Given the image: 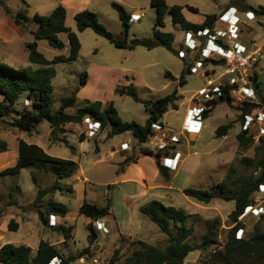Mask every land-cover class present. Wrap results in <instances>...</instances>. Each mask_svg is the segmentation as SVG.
<instances>
[{
	"label": "rangeland",
	"instance_id": "374dc122",
	"mask_svg": "<svg viewBox=\"0 0 264 264\" xmlns=\"http://www.w3.org/2000/svg\"><path fill=\"white\" fill-rule=\"evenodd\" d=\"M1 2L5 6L0 5V62L18 69L29 66L35 68L28 60V44L35 40L32 32L37 28L35 15H49L59 6L67 9V26L77 32L82 49L77 61L53 65L54 91L50 107L52 113L60 109L64 98L71 97L80 87V80L85 71L89 74V81L86 86L80 88L75 105L67 110L70 114H75L90 103L102 101L105 106L113 104L123 121L145 124L149 117L145 106L130 96L115 93L116 88L130 85L135 87L144 100L165 97L178 88L180 100L179 109H170L161 120L164 131H157L146 144H140L130 133L108 138L109 127L94 132L92 131L94 120L66 125L67 133L56 134L48 122H43L30 134L11 126L12 117L0 118V141L5 142L8 147V151L0 152V171L17 164L20 140L41 146L53 157L77 163L74 177L59 180L62 189L46 195L37 203L38 187L33 176L37 177L43 189L52 187L58 179L56 175L44 169L41 163L23 169L17 176H0V236H2L0 245L28 244L35 248L41 240L53 243L63 241L57 246L65 256L79 254L86 249L91 251L89 255L72 264H104L116 251H119L120 262H123L141 247L140 241L161 249L169 245L168 237L141 212L142 206L152 200H158L165 205L183 208L192 215L188 220V225L195 228L193 236L189 239L191 244L202 241L208 221L221 219L218 246H213L207 251L192 252L185 261V264H207L210 252L221 248L227 241L228 230L233 225L229 215L234 209V202L214 200L209 204H202L187 197L184 189L207 188L220 182H226L230 188H237L245 180L258 176L254 167L244 163L243 159L258 158L255 147L259 144V138L264 136L262 134L264 118L257 121L251 129L255 135V143L252 146L240 147L237 135L244 128L246 114L250 113L246 112V104L249 102L261 104L259 99H255L254 93L248 96V91L243 89L248 87L253 91L249 79L251 69L259 74L260 91L264 97V21L262 22L264 17L253 13L248 15L249 11L244 10L239 4H232L231 0H167L169 5L183 7L189 5L198 8L199 14L192 15L187 8L183 11L194 22H201L204 15L217 14L219 20L215 26V34L217 32L230 34V27L224 17L230 6L238 7L240 12L236 7L231 8L236 10L235 13L241 14L238 15L240 19L238 42L244 46L245 51L243 55L236 56L247 60L242 70L231 75L229 73L231 64L228 66V60L220 64L224 58L215 53L210 56V61L205 67H200L199 73L186 74L187 84L181 88L179 79L186 65L188 63L196 65L202 61L201 59H209L204 55L205 52L200 55L196 51L191 53L186 50L184 39L189 32H185L180 25H175L170 15L165 17L164 30L175 34L174 48L186 60L164 47H156L153 50L143 46L119 49L92 29L84 32L77 30L76 14L90 10L97 13L100 22L119 39H126L129 43L136 38L154 39L153 28L157 13L151 5V0H1ZM113 2L121 4L131 14L128 35L124 31L119 13L112 7ZM247 5L257 10L264 7V0H247ZM133 15L140 16V19L133 20L135 18ZM59 37L66 44L63 49H55L47 41L39 42V50L46 58L52 60L58 55L70 54L67 33H61ZM213 56L214 58H211ZM231 60L236 61L234 58ZM168 71L177 78V81L166 78L165 74ZM207 79H214L215 84L221 88L231 81H235L239 87L232 91V101L221 102L208 119L203 120L202 113L195 121H191V117L188 118V109L194 106V98L196 102L204 100L202 91L207 88ZM220 95L216 94L215 99H219ZM26 97V94L20 97L15 108L17 111L23 112L24 107H29ZM258 109L253 112L264 114V108ZM185 123L188 131L183 129ZM222 125L233 127L227 136L218 138L215 131ZM59 131L60 128L57 132ZM54 138H67L70 146L54 141ZM161 139L168 143L165 149H158ZM123 142L129 143L128 149L122 148ZM134 149L136 152L132 156L131 151ZM141 149L152 150L155 153L164 151L161 161L164 165L170 166L177 163L169 162L170 159L177 152L182 153L178 170L170 169L172 174L170 182L160 174L157 159L143 156ZM253 198L263 199L264 192L258 191ZM109 200L112 203L111 216L93 221L81 213L84 202L104 207ZM52 201L65 204L69 208V215L59 219L56 226L49 227L41 222L37 207L46 206ZM259 218L260 215L250 212L240 219L246 226L243 237L254 234V226ZM13 219L20 224L18 231H10L8 228ZM100 221L105 223L108 232L98 229ZM90 223H93L96 238L91 236L92 232L87 228ZM116 223H119L124 237L116 235L118 234ZM61 224L73 228L72 238L66 240L63 233L56 230Z\"/></svg>",
	"mask_w": 264,
	"mask_h": 264
},
{
	"label": "trees",
	"instance_id": "16d2710c",
	"mask_svg": "<svg viewBox=\"0 0 264 264\" xmlns=\"http://www.w3.org/2000/svg\"><path fill=\"white\" fill-rule=\"evenodd\" d=\"M231 3L239 4L244 10L249 11L247 13L264 17V7H260L257 10L252 9L247 5V0H231ZM0 5H3L1 0ZM151 5L156 9L157 13V20L153 28L154 39L136 38L131 43L126 39H119L100 22L98 14L90 10H84L76 14L77 30L84 32L87 29H92L96 34L104 37L119 49H135L138 46H143L149 50H153L156 47H164L168 51L176 53L183 60L186 59L174 48L175 34L164 30L166 27L165 17L167 15L171 16L172 22L175 25H180L185 32L193 33L203 43H206L207 39L215 34V26L219 20L217 14L204 15V20L201 23H194L186 18L183 11L187 8L192 14H199V9L196 7L169 5L167 0H151ZM112 7L119 13L124 31L128 35L131 28V14L117 2H113ZM67 15V9L64 6H59L49 15H35L34 20L37 28L32 32L35 40L28 44V60L35 68L29 66L24 69H18L0 62V118L12 117L11 126L30 134L34 133L43 122L49 123L54 134L67 133L65 131L66 125L81 124L89 118L99 122L103 130L108 127L110 128L108 138H113L116 135L124 133H131L140 144H146L151 137L157 134L153 125L159 124L163 127L164 124L161 120L164 115L170 109H179L178 102L180 96L178 88H175L167 96L156 100L142 99L133 85L116 88L115 93L117 95L130 96L136 102L142 103L145 106V110L149 114L145 124L123 121L113 104L105 106L102 101L90 103L85 108L79 109L75 114H70L67 110L75 105L80 88L86 86L89 81V74L85 71L80 80V87L74 91L71 97L62 100L63 104L56 113L51 112L50 107L54 91L52 84L53 65L77 61L82 49V43L77 32L67 26ZM17 22L19 23L20 21L17 20ZM203 32L207 33L203 35ZM61 33H67L68 35L70 54L58 55L50 60L40 52L39 42L47 41L51 47L63 49L66 44L59 37ZM224 46L228 48L227 45ZM209 61L210 59L202 61L203 67ZM224 63H226V59L220 61V64ZM194 66V63L186 65L179 79V87L182 88L187 84L186 74H193L191 70ZM208 73L210 74L209 71ZM165 76L170 80L177 81V78L169 71L166 72ZM249 79L254 94L261 101V104L254 102L247 103L246 112H252L261 107L264 108V97L260 91L258 72L251 69ZM238 87V84L227 83L219 99L207 102V109L202 115L203 120L208 119L221 102H231V93L237 90ZM25 94L30 105L29 107H24L23 112H19L15 108L20 97ZM57 127L60 128L59 132L56 130ZM232 127L230 125H222L216 129L215 135L218 138L225 137L229 134ZM237 139L240 147L243 148L250 147L255 143L254 133L247 130H242L237 135ZM84 140L82 139V141ZM54 141L63 142L70 146L67 138H54ZM71 148L74 150L73 147ZM6 151H8L7 144L0 141V152ZM255 152L258 157L257 159L245 157L243 162L254 167L256 172H258V176L245 180L239 187L230 188L226 182H220L207 188L188 187L184 189V194L187 197L202 204H209L214 200L235 203V208L229 215L233 225L228 230L227 241L221 248H216L210 252L207 264H264V214L260 216L257 224L254 226L253 235L237 238L238 231L246 228L245 224L239 220V217L245 212L247 207L254 206L255 200L253 197L259 191L260 186L264 185V136L259 138V144L255 147ZM141 154L143 156L155 157L160 174L167 182L172 180L170 168L161 161L164 151L161 150L155 153L152 150L141 149ZM136 161L137 159H135ZM39 163L49 173L56 175L58 179L52 187L43 189L40 187L37 177L33 176L34 183L38 187L36 203L44 199L46 195L61 190L62 187L59 180L72 178L77 169L75 161L53 157L42 147L20 140L19 160L17 164L0 171V176H17L23 169L32 168ZM37 208L41 222L44 225H49V227H52L49 224L51 215L62 218L69 215V208L65 204L56 201H52L46 206L40 205ZM141 212L154 222L168 237L169 245L161 249L145 241H140L141 247L136 249L132 256L127 257L125 261L120 262L118 258L119 251H116L114 256L104 264H185L187 257L192 252L207 251L213 246H218V237L222 225L220 218L208 221L207 231L202 241L198 244H191L189 239L193 236L195 228L188 225V220L192 215L185 209L174 205H165L158 200H152L141 207ZM81 213L93 219V221L94 218L95 221L102 220L113 213L111 200L104 207L84 202L81 207ZM8 228L10 231H18L19 223L13 219L8 224ZM87 228L91 230V236L96 238L97 233L93 228V223H90ZM56 230L62 232L66 240L72 238V227H65L61 224L56 227ZM90 252V249H86L79 254L65 256L56 245L48 240H41L36 252L33 251L31 246L26 244L6 243L0 248V264H51L55 258L61 259L60 264H72L86 257Z\"/></svg>",
	"mask_w": 264,
	"mask_h": 264
},
{
	"label": "built area",
	"instance_id": "2783aa9c",
	"mask_svg": "<svg viewBox=\"0 0 264 264\" xmlns=\"http://www.w3.org/2000/svg\"><path fill=\"white\" fill-rule=\"evenodd\" d=\"M231 10H232V8L227 10L225 12V15H224V17L226 18V23L230 27L229 28L230 34L226 35V33L220 32L221 33L220 34L219 32H217V34H214L210 38H208L206 43H203L193 33L189 32V33H187V35L184 39V46H185L186 50L188 52H191V53H194L196 51V53H200V55H202V53L205 52L206 54H204V55H206V57L208 59H210V56L212 54L218 53L220 56H223L224 59L228 60V66H229V64H231L230 65L231 67L229 69V73L231 75H235V74H238L242 70V67L245 66L247 63V60L244 57H237L236 56V55H241L245 51V48L241 43L238 42V39L240 37L239 30H238V24L240 23V19L238 17H236V18L233 17L231 15ZM133 18H134L133 20H139L140 16L133 15ZM206 33L207 32H203V35ZM224 45H227L228 48H226ZM211 58H214V56ZM233 58L236 61L231 60ZM201 60L205 61L206 59L205 60L201 59ZM211 60H215V59H211ZM202 61H199L196 63V65L191 70L192 73L197 74L200 72V67H203ZM206 83H207V88L204 89V91H202V94L204 96V100L196 102V99L194 98V100H195L194 106L189 110L188 118L191 117V121H195V119L199 118L202 115V113L207 109V102L215 99L216 94H218V95L222 94V90L224 87L221 88L219 85H216L214 79H207ZM229 84H235V81H231ZM243 89L248 91V93H247L248 96H250L251 93H252V95L254 93V91H252V89H250L248 87H244ZM254 96H255V94H254ZM255 99H257L256 96H255ZM246 115H247V116H245L246 121H245L244 128H243L244 131L247 130V131L251 132L252 127L254 125H256L255 123L257 121L258 122L262 121L264 118V114H262V112L254 113L252 111ZM86 120L89 122L92 119L88 118ZM100 128H101V124L94 120V123L92 126V131L97 132L100 130ZM153 128L159 132L164 131V127L160 126L159 124L153 125ZM183 129L185 131L189 130V128L187 127V123L183 124ZM262 134L264 135V129L263 128H262ZM172 139L175 140V138H172ZM161 141L162 142L158 145V149H165L168 146V143L164 142L163 139H161ZM122 148L128 149L129 144L128 143L122 144ZM170 161H172L174 163L177 161V163L174 166L169 165V168L171 170L178 169V166L180 163V154L177 153L174 156V158L170 159ZM259 191L264 192V185L260 186ZM250 212L256 213L257 215L261 216L262 214H264V208L263 207H257V206H255V204H254V206H249L245 209V212L239 217V220L240 219L242 220ZM50 217H51L49 220L50 226H56L57 217L54 215H51ZM98 229L102 230L104 232H108V229L106 228L105 223L101 222V221L98 222ZM243 233H244V229H240L238 231L237 238H242ZM60 263H61V259L55 258L51 264H60Z\"/></svg>",
	"mask_w": 264,
	"mask_h": 264
},
{
	"label": "crops",
	"instance_id": "0c3cea01",
	"mask_svg": "<svg viewBox=\"0 0 264 264\" xmlns=\"http://www.w3.org/2000/svg\"><path fill=\"white\" fill-rule=\"evenodd\" d=\"M231 7H236V6H230L228 9H230ZM237 8V10H238V12H240V10L238 9V7H236ZM235 9H232V11H231V15L233 16V17H238V15L240 16L241 14L240 13H235ZM191 13V12H190ZM192 14V13H191ZM245 13H242V15H244ZM193 15V14H192ZM186 16V15H185ZM186 18L188 19V20H190V21H192V22H194L191 18H188L187 16H186ZM203 20H204V18H203ZM202 20V21H203ZM201 21V22H202ZM249 22H251V20H248ZM264 20H262V22H263ZM201 22H194V23H201ZM190 108V107H189ZM191 109V108H190ZM190 109H188V111L190 110ZM187 111V112H188ZM68 125H70V124H68ZM131 134V133H130ZM133 136V135H132ZM25 141V140H24ZM28 143V142H27ZM124 143H128V142H123L122 144H124ZM29 144H33V143H29ZM51 144V143H50ZM122 144H121V146H122ZM129 144V143H128ZM37 145V144H36ZM39 146V145H38ZM41 147V146H40ZM45 150V149H44ZM132 153H131V155L133 156L134 154H135V149L133 150V151H131ZM114 153V152H113ZM178 153V152H177ZM176 153V154H177ZM179 154H180V157H181V152H179ZM172 158H174V157H172ZM169 162H171V161H169ZM168 167H169V164L167 165ZM178 170V169H177ZM176 170V171H177ZM74 177V176H73ZM72 177V178H73ZM72 178H70V179H72ZM254 199V198H253ZM255 200V206H257V207H263L264 208V198L263 199H261V200H258V199H254ZM234 208H235V203H234ZM234 210V209H233ZM232 210V211H233ZM57 217V221L59 220V219H63V218H61V217H59V216H56ZM20 225V224H19ZM116 225H117V231H118V234H116L117 236H123L124 237V233H122V231L120 230V225H119V223H116ZM1 239H2V236H0V241H1ZM115 239H116V237H115ZM49 241V240H48ZM51 242V241H50ZM40 243V242H39ZM52 244H54V245H60L61 243H63V241H57L56 243H53V242H51ZM5 244V243H4ZM4 244H1L0 245V248L4 245ZM17 245H19V244H17ZM26 245H28V244H26ZM39 245V244H38ZM29 246V245H28ZM58 247V246H57ZM33 248V250H35V252L37 251V248L38 247H32Z\"/></svg>",
	"mask_w": 264,
	"mask_h": 264
},
{
	"label": "water",
	"instance_id": "95a60500",
	"mask_svg": "<svg viewBox=\"0 0 264 264\" xmlns=\"http://www.w3.org/2000/svg\"><path fill=\"white\" fill-rule=\"evenodd\" d=\"M59 129V127H57V129L56 130H58ZM94 221H95V218H94Z\"/></svg>",
	"mask_w": 264,
	"mask_h": 264
},
{
	"label": "bare ground",
	"instance_id": "6f19581e",
	"mask_svg": "<svg viewBox=\"0 0 264 264\" xmlns=\"http://www.w3.org/2000/svg\"><path fill=\"white\" fill-rule=\"evenodd\" d=\"M62 221V220H61Z\"/></svg>",
	"mask_w": 264,
	"mask_h": 264
}]
</instances>
